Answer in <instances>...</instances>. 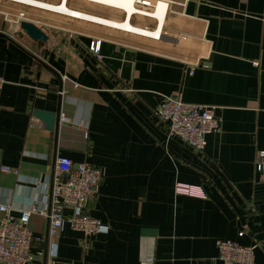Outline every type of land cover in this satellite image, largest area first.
Listing matches in <instances>:
<instances>
[{"label":"crops","instance_id":"0c3cea01","mask_svg":"<svg viewBox=\"0 0 264 264\" xmlns=\"http://www.w3.org/2000/svg\"><path fill=\"white\" fill-rule=\"evenodd\" d=\"M151 1L154 16L134 12V0L67 1L149 28L140 35L0 0V201L15 216L49 209L61 156L104 170L85 212L109 230L89 236L67 220L51 237L48 217L34 213L33 264H225L220 239L255 245L264 264V0ZM23 20L47 40L28 36ZM169 96L216 108L220 130L203 150L169 136L155 114ZM36 110L58 114L56 131Z\"/></svg>","mask_w":264,"mask_h":264},{"label":"built area","instance_id":"2783aa9c","mask_svg":"<svg viewBox=\"0 0 264 264\" xmlns=\"http://www.w3.org/2000/svg\"><path fill=\"white\" fill-rule=\"evenodd\" d=\"M10 1L18 2L17 0ZM134 3L143 5L135 9L136 13L151 16L157 10L151 0H134ZM27 5L39 7L33 4ZM44 10H48V8ZM114 21L122 22L111 20L110 23H103L135 34L145 35L140 31L116 26ZM137 28L149 29L147 27ZM151 37L159 38L160 33L155 36L151 35ZM90 50L99 56L100 41L93 42ZM4 82L5 78L0 74V88ZM215 109L214 106L185 102L179 96H169L163 98L157 105L155 114L161 121L168 124L169 136L179 138L195 150L201 151L205 147L207 134L220 130V120ZM256 168L259 179L264 181V150L257 153ZM5 170L10 171V168H5ZM103 177L102 167L94 166L88 162L74 164L69 157L61 156L56 160L49 209L39 208L36 204H32L23 208L19 216H15L14 206L11 203L0 201V264H33L35 260L32 250L34 236L29 223L34 213H41L48 217V233L51 237L59 235L67 220L70 221L72 228L85 235L93 236L107 232L109 230L107 224L85 212L87 201L96 194ZM177 190L187 194L192 192L191 187L185 184H179ZM66 208L72 210L68 219L64 215ZM242 234L243 232H241ZM217 246L219 258L225 264H255V245L244 246L230 239H220L217 241Z\"/></svg>","mask_w":264,"mask_h":264},{"label":"water","instance_id":"95a60500","mask_svg":"<svg viewBox=\"0 0 264 264\" xmlns=\"http://www.w3.org/2000/svg\"><path fill=\"white\" fill-rule=\"evenodd\" d=\"M21 26L23 30L27 33V35L30 36L32 39L39 42H45L47 40V35L45 34V32L35 23L23 20L21 22ZM35 115L45 122L47 128L52 131H56L59 123V116L57 113L36 110Z\"/></svg>","mask_w":264,"mask_h":264},{"label":"rangeland","instance_id":"374dc122","mask_svg":"<svg viewBox=\"0 0 264 264\" xmlns=\"http://www.w3.org/2000/svg\"><path fill=\"white\" fill-rule=\"evenodd\" d=\"M17 1L22 3V4H33V5L39 6L37 8L38 9L40 8V10H43V11L50 10V11H54V12H58V13H62V14H67V15H72V16H80V17H84V18H88V19L96 20V21H100V22L109 21V20L104 19L102 17H98V16H94V15H91V14H87V13H84L82 11L80 12V10H72L70 8H67V6H69L67 4L68 0H61L58 3H52V2L45 1V0H30L31 2L30 1L23 2V0H17ZM90 1H93V0H90ZM64 4H65V6H64ZM47 8H48V10H44V9H47ZM90 16H94L95 18L94 19L90 18ZM114 25L119 26V25H117V23H114ZM124 28L132 29V27L129 24H126V26H124Z\"/></svg>","mask_w":264,"mask_h":264},{"label":"bare ground","instance_id":"6f19581e","mask_svg":"<svg viewBox=\"0 0 264 264\" xmlns=\"http://www.w3.org/2000/svg\"><path fill=\"white\" fill-rule=\"evenodd\" d=\"M28 1H30V0H23V2H28ZM121 1V0H120ZM31 2V1H30ZM115 3H118V2H115ZM22 4V3H21ZM119 4V3H118ZM25 5H27V4H25ZM122 5V4H121ZM124 5H126V4H124ZM127 6V5H126ZM157 15V14H156ZM158 16V15H157ZM90 18H95L94 16H90ZM108 19V18H107ZM107 23H110L111 21H106ZM113 23V22H112ZM120 24V23H119ZM119 24H117V25H119ZM124 26H126V23L125 24H122V26H120V27H124ZM131 26V25H130ZM132 27V29L131 30H134V31H140V32H142L143 34H146L142 29H139V28H136V27H133V26H131ZM153 36H155V35H158L157 33H153L152 34Z\"/></svg>","mask_w":264,"mask_h":264}]
</instances>
